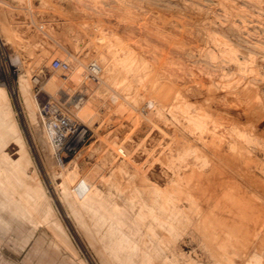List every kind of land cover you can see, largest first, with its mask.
<instances>
[{
  "label": "rangeland",
  "instance_id": "rangeland-1",
  "mask_svg": "<svg viewBox=\"0 0 264 264\" xmlns=\"http://www.w3.org/2000/svg\"><path fill=\"white\" fill-rule=\"evenodd\" d=\"M0 93V264H264V0H0Z\"/></svg>",
  "mask_w": 264,
  "mask_h": 264
},
{
  "label": "built area",
  "instance_id": "built-area-1",
  "mask_svg": "<svg viewBox=\"0 0 264 264\" xmlns=\"http://www.w3.org/2000/svg\"><path fill=\"white\" fill-rule=\"evenodd\" d=\"M52 67L67 70L69 64L55 60ZM90 69L94 72L99 71L95 65H92ZM39 113L41 127L49 135L59 155H73L85 145L89 138L88 127L78 122L65 107L56 102L47 101L41 106Z\"/></svg>",
  "mask_w": 264,
  "mask_h": 264
},
{
  "label": "bare ground",
  "instance_id": "bare-ground-1",
  "mask_svg": "<svg viewBox=\"0 0 264 264\" xmlns=\"http://www.w3.org/2000/svg\"><path fill=\"white\" fill-rule=\"evenodd\" d=\"M124 20H125V19H124ZM119 21H121V22H126L127 20H126V21H122V19H121V20H119ZM127 22H128V21H127ZM131 23H132V22H131ZM134 23H135V22H134ZM114 50H115V49H114ZM172 52H173V51H172ZM118 54H119V53H118ZM120 54H121V53H120ZM178 54H179V52H178ZM103 55H104V54H103ZM110 55H112V54L110 53ZM110 55H108V56H110ZM121 55H122V54H121ZM132 55H133V54H132ZM162 55H163V54H162ZM97 56H98V55H97ZM126 57H127V56H126ZM131 57H132V56H131ZM102 58H103V56H102ZM104 58H105V57H104ZM113 58H114V57H113ZM119 58H120V57H119ZM105 59H106V58H105ZM108 59H110V58H109V57L107 58V62H108ZM125 60H126V59H125ZM125 60H124V61H125ZM132 60H133V59H132ZM135 60H136V58H135ZM110 61H111V60H110ZM116 61H117V60H116ZM138 61H139V60H138ZM83 62H84V61H83ZM121 62H123V61H121ZM74 63H76V62H74ZM74 63H73V64H74ZM105 63H106V61H105ZM76 64L79 65V63H76ZM163 64L165 65V63H163ZM163 64H162V65H163ZM82 65H83V63H82ZM82 65H81V66H82ZM84 65H85V64H84ZM92 65L97 66V67L99 68V72H101V67H100V65H99L98 63H96V62H90V63L86 66V69L83 68V67H80V66H76V65H74L75 67L73 68V70H74L75 72H79L80 70H83V71L86 73V79L89 80V77H88L89 75H87V72H88V71L91 72L90 67H91ZM171 65H172V64H171ZM105 67H106V69L109 68V70H110V75H112L113 77L117 78V77H116V73H118V72H117V69H118V65H117V63H114V62H113V64H112L111 62H109V63L106 64ZM105 67H104V68H105ZM130 67H131V66H130ZM124 68H125V67H124ZM126 68H128V67H126ZM87 69H88V70H87ZM106 69H105V70H106ZM169 69H170V68H169ZM123 70H124V69H123ZM125 70H127V69H125ZM169 71H170V70H169ZM171 71H172V70H171ZM198 71H199V70H198ZM119 72H120V71H119ZM121 72H122V71H121ZM120 74H123V73H120ZM134 74H135V73H134ZM247 74H248V73H247ZM171 75H172V74H171ZM123 76H124V74H123ZM121 77H122V76H121ZM124 77H125V76H124ZM226 77H227V76H226ZM52 78H53V77H52ZM135 78H136V77H135ZM200 79H201V78H200ZM211 79H212V78H211ZM239 81H240V80H239ZM21 82H22V81H21ZM21 82H20V88L23 90V89H24V88H23L24 86H23V82H22V83H21ZM47 82H48V81H47ZM184 82H185V81H184ZM237 82H238V81H237ZM243 82H244V81H243ZM243 82L241 83L242 85H243ZM239 84H240V83H239ZM197 85H198V86H195V87H197V89L199 90V88H201V85H202V84H201V82H198ZM237 85H238V84H237ZM235 86H236V85H235ZM238 86H239L238 89H241L242 86H241V85H238ZM240 86H241V87H240ZM243 86H244V85H243ZM231 87H232V86H231ZM175 90H176V89H175ZM210 90H211V89H210ZM241 91H242V89H241ZM197 92H198V91H197ZM226 92H227V91H226ZM226 92H225V94H226ZM242 92H243V91H242ZM242 92H241V93H242ZM21 93H22V92H21ZM179 93H180V92H179ZM198 93H199V92H198ZM223 93H224V92H223ZM0 94H1V93H0ZM22 94H23V96H24L25 107H26L28 113L32 116V119H33V120H36V119H35L36 117H35V115H34L35 110H33V106H34V105H33V102H31V101L29 100V96L26 94L25 90H23V93H22ZM195 94H197V93L195 92ZM199 94H200V93H199ZM216 94H218V93H216ZM228 94H229V93H228ZM209 95H210V94H209ZM220 95H221V94H220ZM237 95H238V94H237ZM240 95H241V94H240ZM240 95H239V96H240ZM242 95H243V94H242ZM180 96H181V95H180ZM214 96H215V95H214ZM214 96H213V97H214ZM228 96H229V95H228ZM235 96H236V95H235ZM182 98H183V97H182ZM226 98H227V97H226ZM183 99H184V98H183ZM185 99H186V98H185ZM206 99H207V98H206ZM210 100H211V99H210ZM226 100H227V99H226ZM189 102H190V101H186L187 105H189ZM211 102H212V101H211ZM230 102H231V101H230ZM215 103H217V102H215ZM228 103H229V102H228ZM241 103H242V101H241ZM229 104H230V103H229ZM237 104H238V103H237ZM237 104H236V105H237ZM187 105H185V106H187ZM231 105H232V104H231ZM236 105H235V104L233 105V106H234V109H232V110L234 111V113H237V114L239 115L241 112H239V110H237L239 107L237 108ZM237 106H238V105H237ZM215 109H216V108H215ZM239 109H241V107H240ZM246 110H248V109H246ZM215 111H216V110H215ZM242 111H243V110H242ZM0 113H1V112H0ZM262 113H263V112H262ZM218 114H219V113H218ZM258 114H259V113H258ZM260 114H261V113H260ZM220 115H221V114H220ZM222 115H223V114H222ZM240 115H241V114H240ZM255 115H256V114H255ZM198 116H199V114H198ZM224 116H225V115H224ZM258 116H259V115H258ZM184 117H185V119H186L189 123H192V122L195 121L194 117H192V116H190V115H188V116H184ZM227 117H228V116H227ZM231 118H232V119H231L232 121L236 122L237 119H235V117H231ZM238 119H239V118H238ZM260 121H261V120H260ZM262 121H263V120H262ZM34 122H35V124L37 125V123H38L39 121L36 120V121H34ZM224 122H225V121H224ZM224 122H223V125H224L225 123H227V122H225V123H224ZM229 123H230V121H229ZM232 123H233V122H232ZM40 125H41V123H40ZM226 125H227V124H226ZM41 128H42V130H43V127H41ZM38 130H39V129H38ZM213 134H215V133H213ZM196 137H197V136H196ZM195 139H196V138H195ZM15 141H16V142H17V141L20 142L19 136L15 139ZM187 143H188V142H187ZM50 144H51V147H52V149H53L54 157L56 158V161H58V162L60 163L61 161H63V159H64V155H62V154L59 155V154H58V152H57L58 149H57V148L51 143V140H50ZM13 145H14V149H13V150H16L15 153L19 154L20 151H21V148H22V144H21V143H20V144H16V143H14ZM221 146H222V144L220 145V147H221ZM191 147H192V146H190L189 148H191ZM215 148H216V147H215ZM218 149L220 150V152H219ZM218 149H217V150H218L217 152H216V150L214 151V152H216V156H215V157H216L217 159H218V158H219V159H220V158L223 159V158H224V155H226V154H223V153H222V150H223V149H220L219 147H218ZM184 150H185V149H184ZM214 152H213V154H214ZM213 154H212V155H213ZM13 155H14V154H13ZM214 155H215V154H214ZM229 158H230V157H229ZM232 158H233V157H232ZM224 159H226V158H224ZM224 159H223V160H224ZM223 160H222V161H223ZM228 160H229V159H228ZM229 163H230V162H229ZM227 164H228V163H227ZM212 166H213V165H212ZM213 167H215V166H213ZM257 167H258V166H257ZM133 168H134V167H133ZM218 168H220V167H218ZM218 168H217V170H218ZM255 169H256V168H255ZM215 171H216V169H215ZM223 171H224V170H223ZM246 171H247V170H245V172H246ZM213 172H214V171H213ZM221 172H222V171H221ZM247 173L249 174V172H247ZM219 174H220V173H219ZM224 174H225V173H224ZM227 174H228V173H227ZM248 174H247V175H248ZM144 176H145V174H144ZM205 176H206V175H205ZM221 176H222V175H221ZM230 176H231V175H230ZM244 176H245V175H244ZM254 176L256 177L255 174H254ZM217 177H218V176H217ZM225 177H226V175H225ZM245 178H248V177H245ZM249 178H252V177L250 176ZM249 178L246 179V180H249ZM258 178H259V177H258ZM258 178H257V179H258ZM201 179H202V178H201ZM254 179H256V178H254ZM254 179L252 178L251 180L253 181ZM257 179H256V180H257ZM150 180H151V179H150ZM197 180H200V179H197ZM203 180H204V179H203ZM218 181H219V180H218ZM218 181H217V182H218ZM222 181H223V180H222ZM254 181H255V180H254ZM198 182H199V181H197V183H198ZM213 182H215V181H213ZM224 182H225V181H223V183H224ZM255 182H256V181H255ZM202 183H203V182L198 183V184H197V187H195V188H196L195 190H198V191H196V193H197V197H198V196L201 197L202 193L205 192L206 190H207L208 193H210L211 190H212V191L215 190V187L217 188V187L219 186L218 188L221 189V188H222V184H223V183L221 182V183H216V184L214 183V185H213V184H212V181H211V184H212V185H209V186H210V188L213 187L214 189H211V190L209 191V189H210L209 186L206 185V183H205V184H204V183L202 184ZM225 183H227V182H225ZM228 183H229V182H228ZM230 183H231V182H230ZM230 183H229V184H230ZM234 183H235V182H234ZM155 184H156V182H155ZM209 184H210V183H209ZM249 184H250V183H249ZM253 184H254V182L252 183V185H251V184H250V185L253 186ZM256 184H257V183H256ZM256 184H255V185H256ZM258 184H260V183H258ZM156 185H158V184H156ZM223 185L226 186V184H223ZM230 186H231V185H230ZM261 186H263V185H261ZM155 187L158 188L157 186H155ZM220 187H221V188H220ZM255 187H256V186H255ZM203 188H204V189H203ZM223 188H224V187H223ZM227 188H228V187H227ZM253 188H254V187H253ZM257 188H258V187H257ZM257 188H256V189H257ZM260 189H261V188H260ZM260 189H259V190H260ZM149 190H150V189H149ZM157 190H158V189H157ZM217 190H218V189H217ZM231 191H232V190H231ZM241 191H242V190H241ZM262 191H263V190H262ZM150 192H151V191H150ZM215 192H216V190H215ZM225 192H226V191H225ZM211 193H213V192H211ZM105 194H106V193H105ZM237 194H238V193H237ZM209 195L211 196L212 194H209ZM226 195H228V194H226ZM215 196H216V193H215ZM215 196H214V198H213V197H210V198L213 199V201H215L216 203H218L219 206L222 205V207H224L223 204L226 205V203H225L224 201H222V199H220V198H219V199L216 198L217 196H219L218 193H217V196H216V197H215ZM203 197H204V196H203ZM206 197H208V195H207ZM226 197H227V196H226ZM201 198H202V197H201ZM232 198H233V197H232ZM204 199H206V198H204ZM211 199H210V200H211ZM201 200H203V199H201ZM233 203H234V202H233ZM256 207H257V206H256ZM260 207H261V206H260ZM219 214H220V213H219ZM219 214H218V215H219ZM242 214H243V213H242ZM237 215H238V214H237ZM231 216H233V215L230 214V217H231ZM218 217H219V216H218ZM222 217H223V215H222ZM224 217H225V216H224ZM226 217H227V216H226ZM230 217L228 216V218H230ZM235 217H236V216H235ZM218 219H220V218H218ZM222 219L224 220V218H222ZM231 219H232V218H231ZM223 220H222V221H223ZM228 220H229V219H228ZM225 221H226V219H225ZM230 221H233V219L230 220ZM244 225H246V226H244ZM244 225H243V226H244L245 228H244V229L240 228V230L242 229V230H244V232H246L247 229H248V228H247V224H244ZM249 227H250V226H249ZM242 230H241V231H242ZM249 230H250V229H249Z\"/></svg>",
  "mask_w": 264,
  "mask_h": 264
}]
</instances>
